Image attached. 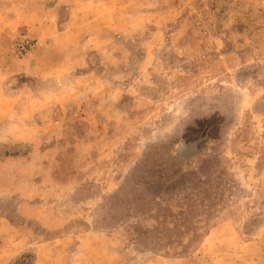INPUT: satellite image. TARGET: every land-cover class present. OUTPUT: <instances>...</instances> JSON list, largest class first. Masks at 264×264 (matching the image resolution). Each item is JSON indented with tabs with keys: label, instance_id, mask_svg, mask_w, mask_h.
Wrapping results in <instances>:
<instances>
[{
	"label": "rangeland",
	"instance_id": "obj_1",
	"mask_svg": "<svg viewBox=\"0 0 264 264\" xmlns=\"http://www.w3.org/2000/svg\"><path fill=\"white\" fill-rule=\"evenodd\" d=\"M27 255L264 264V0H0V264Z\"/></svg>",
	"mask_w": 264,
	"mask_h": 264
},
{
	"label": "trees",
	"instance_id": "obj_2",
	"mask_svg": "<svg viewBox=\"0 0 264 264\" xmlns=\"http://www.w3.org/2000/svg\"><path fill=\"white\" fill-rule=\"evenodd\" d=\"M161 196H162L161 194L158 195V196L155 198L156 201H158L159 199H161V198H162ZM146 199H147V198L140 199V201H147ZM159 207H160V206H159ZM184 214H185V217H183ZM172 215H173V214H172ZM162 216H164V218H163L164 220H161V221H160V224L164 223V221L169 217V215H168V214H165V213H164V215H162ZM177 217H178V219H177V220L175 219L176 225H177L178 223H182V222H184V220H187V218H189V217H187V215H186V211H182L180 214H178ZM149 230H150L149 228L146 229L145 233L148 232ZM18 264H34V263H33L32 259L29 257V255H27V256H24V257L19 261Z\"/></svg>",
	"mask_w": 264,
	"mask_h": 264
}]
</instances>
